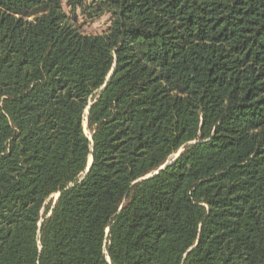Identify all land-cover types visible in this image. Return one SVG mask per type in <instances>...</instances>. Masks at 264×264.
Here are the masks:
<instances>
[{
  "label": "trees",
  "instance_id": "16d2710c",
  "mask_svg": "<svg viewBox=\"0 0 264 264\" xmlns=\"http://www.w3.org/2000/svg\"><path fill=\"white\" fill-rule=\"evenodd\" d=\"M0 264H264V0H0Z\"/></svg>",
  "mask_w": 264,
  "mask_h": 264
},
{
  "label": "rangeland",
  "instance_id": "374dc122",
  "mask_svg": "<svg viewBox=\"0 0 264 264\" xmlns=\"http://www.w3.org/2000/svg\"><path fill=\"white\" fill-rule=\"evenodd\" d=\"M92 1L93 0H88V2L90 4L92 3ZM80 19H81V21L84 20L83 17H80ZM108 24H109V17L108 16H104L102 18H98V19H95V20L86 21L82 26H83L84 31H86L88 33H99V32L104 31L107 28ZM86 112H87V110H86ZM84 128H85L86 133L89 135V137H91V132L88 129L87 120L84 121ZM180 150L182 151V148ZM178 152H176L174 155H172V157L169 160L172 161L173 159H175L177 154H178ZM57 197H58V193H55V194L51 195L48 198L47 202L52 200V202L54 203L56 201Z\"/></svg>",
  "mask_w": 264,
  "mask_h": 264
},
{
  "label": "water",
  "instance_id": "95a60500",
  "mask_svg": "<svg viewBox=\"0 0 264 264\" xmlns=\"http://www.w3.org/2000/svg\"><path fill=\"white\" fill-rule=\"evenodd\" d=\"M114 71H115V68L112 69L111 72L109 73L108 79L113 75ZM105 85H106V84H105ZM105 85H104V86H105ZM180 152H181V150L178 152L177 156L180 154ZM177 156H176V157H177ZM92 161H93V155H91V160H90V158H89V160H88V166H87V168H86V172H88V171L90 170L91 165H92ZM171 162H172L171 160H167V161H166L163 165H161L156 171H154V172L148 174L147 176H145V178H149V177H151V176H154V175L158 174L162 169H164L166 166H168ZM59 195H60V192L58 193V197H59ZM58 197H57V198H58Z\"/></svg>",
  "mask_w": 264,
  "mask_h": 264
},
{
  "label": "bare ground",
  "instance_id": "6f19581e",
  "mask_svg": "<svg viewBox=\"0 0 264 264\" xmlns=\"http://www.w3.org/2000/svg\"><path fill=\"white\" fill-rule=\"evenodd\" d=\"M90 160H91V156H90Z\"/></svg>",
  "mask_w": 264,
  "mask_h": 264
}]
</instances>
